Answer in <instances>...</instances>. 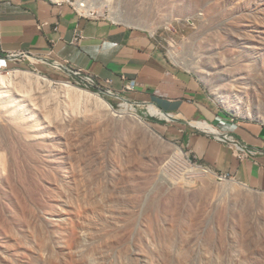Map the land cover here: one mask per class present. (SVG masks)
I'll use <instances>...</instances> for the list:
<instances>
[{
    "label": "rangeland",
    "instance_id": "obj_1",
    "mask_svg": "<svg viewBox=\"0 0 264 264\" xmlns=\"http://www.w3.org/2000/svg\"><path fill=\"white\" fill-rule=\"evenodd\" d=\"M56 1L78 9V1L89 3L81 10L154 34L235 117L264 121V0ZM15 70L50 77L55 89L65 80L99 92L119 111L130 101V111L184 154L166 152L126 118L71 116L49 99L43 104L52 122L34 115L41 128L32 131L1 104L0 264H264V191L210 167L214 183L200 181L203 172L189 165L207 166L162 133L150 105L126 93L56 64L24 62L0 74ZM239 96L255 101L250 114L236 109ZM229 181L246 195L224 191Z\"/></svg>",
    "mask_w": 264,
    "mask_h": 264
},
{
    "label": "crops",
    "instance_id": "obj_2",
    "mask_svg": "<svg viewBox=\"0 0 264 264\" xmlns=\"http://www.w3.org/2000/svg\"><path fill=\"white\" fill-rule=\"evenodd\" d=\"M77 33L81 37L76 40ZM18 51L29 55L8 56ZM24 62L82 68L101 80L110 78L117 91L123 87V75L137 81L136 90L126 92L128 98L159 108L164 116L157 122L166 137L182 143L217 174L264 191V121L235 117L196 73L171 59L154 34L108 18L81 15L68 2L0 0V68ZM225 135L256 154L238 157L231 143L221 140Z\"/></svg>",
    "mask_w": 264,
    "mask_h": 264
},
{
    "label": "bare ground",
    "instance_id": "obj_3",
    "mask_svg": "<svg viewBox=\"0 0 264 264\" xmlns=\"http://www.w3.org/2000/svg\"><path fill=\"white\" fill-rule=\"evenodd\" d=\"M77 4L78 7L86 8V10L92 9V5L89 3L86 2L82 3L81 1H78ZM173 56H175V54H173ZM198 68L200 71H206L208 73L210 72L209 75L212 74L215 76L216 74L212 72L211 69L208 70L201 63L198 64ZM222 74L223 72L217 73L216 80L219 81L220 77L224 78V75ZM217 75L219 76L217 77ZM52 83L53 82L50 79V77L48 78L40 73L32 72V71L15 70V71H9L7 73H1L0 74V107L1 104L6 106L7 107L6 110L8 109L10 110L11 116L15 114L21 115L19 118H17V115L15 117L19 120L22 117L21 120L30 121L32 123L31 127L33 128L32 131H36V127L38 128L41 127L40 125H38L37 121L33 119L34 115L39 117L41 116L42 120L47 123H49L50 121L52 122L50 118L51 115L47 114L49 113L48 111L50 109L46 111L47 107H45V105L43 104L45 103L44 100L50 102L49 99H51L52 104L54 102V105L57 108L59 107V105L60 106L62 105L65 112H68V114L70 115L76 113L75 115L78 114L79 116H82V118L85 119L86 117L92 116V118H98L100 120H105L116 124L122 123L126 120L127 125L128 124L129 126L133 125L131 127L134 128L135 126L141 131L142 134L149 136L152 139H155L158 146L162 147L164 150H166V152H170L171 154L176 152H178L180 155L184 154V152L178 145L166 141L164 138H162V136H160L153 129L152 125L143 116L139 115L138 112L135 113L133 111H130L129 109L132 110L136 109L132 102L130 101L124 102L123 104L126 105L127 111H119L115 109L114 105L99 92L78 88L69 81H65V80L60 81L59 89H55L56 87L54 88ZM222 96L225 98L224 100L227 101V97L229 96V94L224 93ZM254 102L253 101L251 102L246 98L239 96L237 100H235L234 105L236 106V109L238 111H245L247 109V111H249L247 113L250 114V110H253V108L255 107ZM29 109H31L30 112ZM148 109L152 115H156L158 117L164 116V114L159 111V108H156L153 105L149 106ZM7 112L8 115H10L9 111ZM31 112L32 113L34 112V114H32ZM12 117H8L9 120ZM124 118L126 119L124 120ZM12 121L15 122V120ZM197 124L199 127L207 128V125H203L204 123L203 124L197 123ZM16 125L18 126L17 128L20 129L23 128V125L20 124L19 125L16 124ZM39 130L41 131V129ZM41 135L43 137V133H41ZM38 137L41 136L39 135L37 136V138ZM188 170L197 173L203 172L201 178H199L200 181L202 180L204 183H208V184L214 183V172L208 167H202L199 165L195 166L191 164L189 165ZM223 185L224 186H221V188H223V190L228 193H233L238 196L246 195L245 194L246 192L239 189L235 182L229 181ZM244 197L247 198L246 196ZM259 199L261 200V202L264 203V196H260Z\"/></svg>",
    "mask_w": 264,
    "mask_h": 264
},
{
    "label": "built area",
    "instance_id": "obj_4",
    "mask_svg": "<svg viewBox=\"0 0 264 264\" xmlns=\"http://www.w3.org/2000/svg\"><path fill=\"white\" fill-rule=\"evenodd\" d=\"M74 8L81 15L93 16L92 14H89V13H86L85 11H82L81 8L80 9H78L76 7H74ZM80 37H81L80 33H77L75 38L77 40V39H80ZM28 55H29V53L27 51H18L16 53L8 54V56L15 57L16 59L25 58V57H28ZM55 64L59 65V66L66 67L64 64H58V63H55ZM68 68H70L74 73H76L78 75H83L84 78H86L88 81H90L92 83H95V84L97 83L98 85L104 86L111 93H114V91H117V90H114L111 87L112 80L110 78L101 80L95 74H93L91 72H87V71L83 70L82 68H72V67H68ZM122 79L124 80L123 87H122L121 91H117V92L126 93V92H130V91L136 90V88L138 86V82L137 81L131 80V79H127V77H125L124 75L122 76ZM221 140H223L224 142H230L231 145H232L234 153L240 158H246L248 156L256 154V150L252 149L250 146L246 145L245 143L239 141L238 139H236L232 135H225V137L221 138ZM221 176H222V174H221ZM224 176L226 177L227 175H224Z\"/></svg>",
    "mask_w": 264,
    "mask_h": 264
}]
</instances>
